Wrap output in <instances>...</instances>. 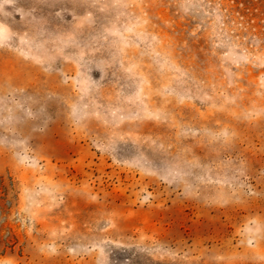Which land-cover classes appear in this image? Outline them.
I'll use <instances>...</instances> for the list:
<instances>
[{"label":"rangeland","instance_id":"1","mask_svg":"<svg viewBox=\"0 0 264 264\" xmlns=\"http://www.w3.org/2000/svg\"><path fill=\"white\" fill-rule=\"evenodd\" d=\"M0 264H264V0H0Z\"/></svg>","mask_w":264,"mask_h":264}]
</instances>
